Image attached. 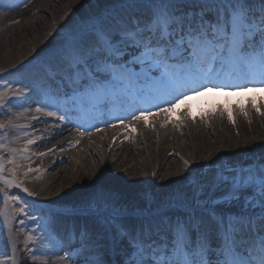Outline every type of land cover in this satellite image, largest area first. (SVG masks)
I'll return each mask as SVG.
<instances>
[{"label": "snow or ice", "instance_id": "obj_1", "mask_svg": "<svg viewBox=\"0 0 264 264\" xmlns=\"http://www.w3.org/2000/svg\"><path fill=\"white\" fill-rule=\"evenodd\" d=\"M43 71L59 82L60 91L41 90L42 98L35 102L36 114L53 119H32L60 125L77 111L125 112L104 123L128 127L127 120L158 117L206 90L264 88V0H110L109 8L69 31L48 52ZM36 91L0 76V110H31L32 103L23 102ZM255 110L264 114L259 106ZM12 126L11 118L0 122V215L7 220L9 205L16 207L13 215L26 235L23 248L31 260L264 264V156L246 164L204 157L206 163L191 179L192 166L184 161L188 175L181 181L182 190L143 196L131 211L111 193V178L102 170L92 178L91 186L98 190L74 209L84 225L53 240L59 213L22 197L20 193L34 194L17 179L38 171L22 165L30 160L29 146L37 140L25 131L26 143L17 158V150L4 142ZM8 260L18 264L14 242L11 256L0 258V264Z\"/></svg>", "mask_w": 264, "mask_h": 264}, {"label": "bare ground", "instance_id": "obj_2", "mask_svg": "<svg viewBox=\"0 0 264 264\" xmlns=\"http://www.w3.org/2000/svg\"><path fill=\"white\" fill-rule=\"evenodd\" d=\"M109 5L110 0H26V6L25 0H0V76L18 84L38 85L53 94L57 93L60 91L58 81L47 78L43 71L48 52L58 46L69 31L84 25ZM34 56L39 62L31 67L25 66L23 61L30 63ZM17 69L24 71L17 72ZM38 96L30 95L29 100L23 102L32 103L29 111L19 106L0 110V122L9 118L13 122L4 142L17 150V158L26 143L25 131L37 140L36 144L29 146L30 160L23 161L22 165L38 171L17 179L23 180L24 187L34 194L28 197L23 193L27 200L46 205L59 213L53 234L56 237H64L84 225V219L76 215L74 209L98 190L96 186H91L92 178L102 170L111 178L107 181L111 193L121 203L127 204L131 211L142 203L143 196L159 197L182 190L185 185L181 181L188 175L183 170L184 161L192 166L191 179L197 174L199 166L206 163L204 157H219L233 164H246L264 156V114L254 116L255 106H259L264 113V98L239 101L236 107H232L227 100L214 101L201 94L194 100H184L178 107L179 115L152 116L134 127L114 128L108 134L95 135L93 141H85L73 134L70 126L60 125L59 121L51 124L33 120V115L40 121L53 119H45L34 112L35 102L40 100ZM91 115L104 121L108 115L125 116L126 113ZM86 117L84 112L77 111L71 121L91 129L93 123ZM166 121V126L161 127ZM16 125L29 127L23 129ZM50 149L53 151L50 152ZM41 152L46 155H38ZM3 155L8 156L9 153ZM62 166L65 168L61 169ZM153 173L156 175L153 176ZM4 175L7 177L10 173L6 171ZM3 208L0 194V210ZM16 211L15 206L9 205V218L5 220L0 215V228L3 230L0 258L11 256L14 242L18 264H41L45 257L31 260L27 252L20 249L24 246L26 235H16L20 232L18 219L13 215ZM44 214L47 216V210ZM47 264H52V260L48 259Z\"/></svg>", "mask_w": 264, "mask_h": 264}, {"label": "rangeland", "instance_id": "obj_3", "mask_svg": "<svg viewBox=\"0 0 264 264\" xmlns=\"http://www.w3.org/2000/svg\"><path fill=\"white\" fill-rule=\"evenodd\" d=\"M81 26V25H80ZM39 61H38V58L36 57V56H34V58L32 59V61L29 63V62H27V60H25V61H23V63L25 64V66H28V67H31V66H34L36 63H38ZM29 63V64H28ZM262 97H260V98H258V99H261ZM254 99H256V98H251V99H249V100H254ZM248 100V101H249ZM223 101V100H222ZM244 101H247V100H244ZM230 102V101H229ZM238 102V101H237ZM237 102H230L231 103V106L232 107H234L235 105H236V103ZM250 110V109H249ZM236 115H238V114H236ZM242 116V118H246V116L245 115H241ZM254 116L255 117H258L259 115L257 114V112H254ZM112 159V158H111ZM65 168V166H62L61 167V169H64ZM56 172V171H55ZM10 191H13V192H16V191H19V190H17V189H11ZM20 195L21 196H24L23 195V193H20ZM24 198L26 199V197L24 196ZM11 207H13L14 205H10ZM16 208V207H15ZM13 220V219H12ZM16 235H18V236H23V235H25V234H22L21 233V231L20 232H18ZM52 239L53 240H55L56 238L54 237V235L52 234ZM20 249H24L23 248V246L22 247H20ZM36 263H38V262H33V263H31V264H36Z\"/></svg>", "mask_w": 264, "mask_h": 264}]
</instances>
